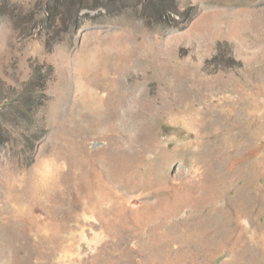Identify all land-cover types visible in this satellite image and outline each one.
Masks as SVG:
<instances>
[{
  "label": "rangeland",
  "instance_id": "obj_1",
  "mask_svg": "<svg viewBox=\"0 0 264 264\" xmlns=\"http://www.w3.org/2000/svg\"><path fill=\"white\" fill-rule=\"evenodd\" d=\"M0 80V264H264V0H0Z\"/></svg>",
  "mask_w": 264,
  "mask_h": 264
},
{
  "label": "bare ground",
  "instance_id": "obj_2",
  "mask_svg": "<svg viewBox=\"0 0 264 264\" xmlns=\"http://www.w3.org/2000/svg\"><path fill=\"white\" fill-rule=\"evenodd\" d=\"M84 63V62H83ZM81 86V85H80ZM84 87V86H83ZM81 88V87H80ZM83 89V88H82ZM89 89V88H88ZM88 89H87V91H88ZM196 89V88H195ZM90 90V89H89ZM94 90V89H93ZM95 93V92H94ZM86 94H87V92H86ZM98 94L96 93V96H97ZM82 96H83V94H82ZM89 97H90V100H91V104L92 103H94V102H97V99L95 98V96H94V94L92 93V92H89V95H88ZM99 96V95H98ZM97 96V97H98ZM100 97V96H99ZM86 99H88V97L86 98ZM89 100V101H90ZM85 103V102H84ZM98 104H94L93 106H92V108H91V110H93V114H95V113H100L101 111V109L99 110L98 108H100L99 107V102H97ZM86 105V107H87V104H85ZM90 108V107H89ZM88 107H87V109H89ZM96 110V111H95ZM90 111V110H89ZM91 113V112H90ZM92 114V115H93ZM101 114V113H100ZM96 116V115H95ZM100 116V115H99ZM93 117V116H92ZM85 121V120H84ZM97 130V129H96ZM185 239L188 241V242H192V241H200V234L199 233H191V234H189V235H186L185 236Z\"/></svg>",
  "mask_w": 264,
  "mask_h": 264
},
{
  "label": "trees",
  "instance_id": "obj_3",
  "mask_svg": "<svg viewBox=\"0 0 264 264\" xmlns=\"http://www.w3.org/2000/svg\"><path fill=\"white\" fill-rule=\"evenodd\" d=\"M157 11H160V8L158 7L157 8ZM55 15H56V17H59V12H56L55 13ZM63 20V19H62ZM44 71H49V72H51L52 71V66H50V65H46V64H41V65H39L37 68H36V73L37 74H40L41 75V73L42 72H44ZM2 82H1V80H0V84H1ZM0 144H1V135H0Z\"/></svg>",
  "mask_w": 264,
  "mask_h": 264
}]
</instances>
